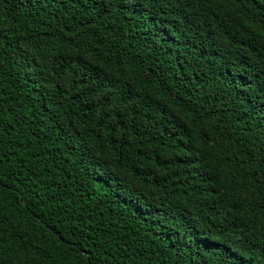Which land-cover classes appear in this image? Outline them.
Here are the masks:
<instances>
[{
    "label": "trees",
    "instance_id": "obj_1",
    "mask_svg": "<svg viewBox=\"0 0 264 264\" xmlns=\"http://www.w3.org/2000/svg\"><path fill=\"white\" fill-rule=\"evenodd\" d=\"M0 264H264V0H0Z\"/></svg>",
    "mask_w": 264,
    "mask_h": 264
}]
</instances>
